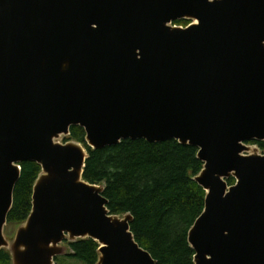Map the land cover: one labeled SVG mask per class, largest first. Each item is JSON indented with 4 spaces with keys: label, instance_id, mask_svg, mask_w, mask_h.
<instances>
[{
    "label": "water",
    "instance_id": "95a60500",
    "mask_svg": "<svg viewBox=\"0 0 264 264\" xmlns=\"http://www.w3.org/2000/svg\"><path fill=\"white\" fill-rule=\"evenodd\" d=\"M72 127L95 150L198 148L195 264H264V154L250 144L264 142V0H0V250L56 264L67 243L92 239L97 264H156L134 217L113 215L105 185L84 180L87 149L61 142ZM25 162L42 170L9 241Z\"/></svg>",
    "mask_w": 264,
    "mask_h": 264
},
{
    "label": "trees",
    "instance_id": "16d2710c",
    "mask_svg": "<svg viewBox=\"0 0 264 264\" xmlns=\"http://www.w3.org/2000/svg\"><path fill=\"white\" fill-rule=\"evenodd\" d=\"M190 23L183 20L174 25L187 27ZM69 141L81 143L88 151L84 180L105 185L104 196L113 215L134 217L131 229L135 239L156 264H195L188 234L204 212L207 196L194 180L204 168L198 148L176 140L156 144L127 140L95 150L87 146L86 132L81 127H72L64 140ZM250 144L264 150V142ZM41 170L35 162L21 164L7 226H21L27 221ZM228 182L234 185L235 179ZM68 246L69 254L57 257L56 264L98 263L100 245L96 241L81 239ZM0 264H12L11 254L5 249L0 250Z\"/></svg>",
    "mask_w": 264,
    "mask_h": 264
},
{
    "label": "rangeland",
    "instance_id": "374dc122",
    "mask_svg": "<svg viewBox=\"0 0 264 264\" xmlns=\"http://www.w3.org/2000/svg\"><path fill=\"white\" fill-rule=\"evenodd\" d=\"M181 27H184V26H181ZM61 142L64 143V141H61ZM251 146L252 148L258 149L259 154H264V150H262L258 145H251ZM19 227H20L19 225L6 226L5 236L9 241L14 240Z\"/></svg>",
    "mask_w": 264,
    "mask_h": 264
},
{
    "label": "flooded vegetation",
    "instance_id": "af4514ba",
    "mask_svg": "<svg viewBox=\"0 0 264 264\" xmlns=\"http://www.w3.org/2000/svg\"><path fill=\"white\" fill-rule=\"evenodd\" d=\"M68 244V243H67Z\"/></svg>",
    "mask_w": 264,
    "mask_h": 264
}]
</instances>
